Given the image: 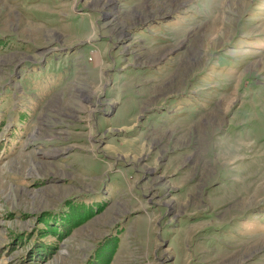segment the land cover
Wrapping results in <instances>:
<instances>
[{
    "label": "rangeland",
    "instance_id": "1",
    "mask_svg": "<svg viewBox=\"0 0 264 264\" xmlns=\"http://www.w3.org/2000/svg\"><path fill=\"white\" fill-rule=\"evenodd\" d=\"M0 264H264V0H0Z\"/></svg>",
    "mask_w": 264,
    "mask_h": 264
}]
</instances>
